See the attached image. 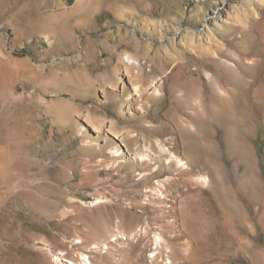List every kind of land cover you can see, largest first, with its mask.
<instances>
[{
  "label": "rangeland",
  "instance_id": "1",
  "mask_svg": "<svg viewBox=\"0 0 264 264\" xmlns=\"http://www.w3.org/2000/svg\"><path fill=\"white\" fill-rule=\"evenodd\" d=\"M263 193L264 0H0V264H264Z\"/></svg>",
  "mask_w": 264,
  "mask_h": 264
},
{
  "label": "bare ground",
  "instance_id": "2",
  "mask_svg": "<svg viewBox=\"0 0 264 264\" xmlns=\"http://www.w3.org/2000/svg\"><path fill=\"white\" fill-rule=\"evenodd\" d=\"M123 60H125L126 61V64H127V68H126V70H129L128 72H130L131 71V68H132V66H141V64H142V62H141V59L140 58H138V57H135V56H133L132 54L131 55H126V57L125 58H123ZM106 76L108 77V79H109V82L111 83V84H115L116 82L117 83H119V81H118V75H117V73H116V70H115V68H113L112 70H106ZM216 85V84H215ZM219 87V89L223 92V93H225L226 92V90H224L220 85L218 86ZM133 89H134V91H135V94L137 95V96H139L140 95V88H139V86L138 85H136V84H133ZM157 89V88H156ZM156 91V93L157 92H159V90L157 89V90H155ZM230 91V90H229ZM228 92V91H227ZM131 95V94H130ZM226 96V95H225ZM130 97V96H129ZM236 100V99H235ZM230 102H231V100H230ZM234 104V103H233ZM245 103H243L241 100H239L238 102L236 101V105L237 106H235V108L237 107H240V106H243ZM247 104H245V106H246ZM241 108V107H240ZM239 108V109H240ZM246 115V116H245ZM245 115H242V119L241 120H243L244 122H243V128H237V135H238V138H239V141H240V148H239V153H240V158L243 160V162L246 164V166H247V169L249 170V168H250V166H251V164H253L254 163V160H253V154H252V152L249 150V140H248V137H247V134H246V124H248V123H246V117H247V114L245 113ZM239 122L241 123V121L239 120ZM238 126V125H237ZM234 127H236V124H235V126ZM240 127H241V125H240ZM239 129V130H238ZM116 137H120L119 136V134H117L116 133ZM157 147H158V149H157V154L159 155V156H167V158H168V160H170L171 158H175L176 159V164L178 165V166H181V167H183V168H186V167H188L189 165H186V162H184L181 158H179V156L177 155V153L170 147V146H168V145H166V144H164V143H162L161 141H157ZM118 151H120L119 150V148H117L116 150H115V152L114 153H116V152H118ZM118 154V153H117ZM140 157V159L141 160H146V159H148L149 158V154L147 153V154H145V155H140L139 156ZM246 170V169H245ZM197 180H198V182L200 183V184H202V185H207L208 183H209V176H207V175H199L198 174V178H197ZM248 181V180H247ZM226 193V194H225ZM224 193V196L226 197V200L227 201H232V202H235V197H237L236 196V194H233V192H231V190H227L226 192ZM161 194L163 195V197H165V193L164 192H161ZM254 199H255V201L256 202H259L262 206H263V208H264V193L262 194V196H254ZM100 201V200H99ZM165 201H163V203H164ZM230 212H231V214L233 215V216H236V212L234 211V209L233 208H231L230 209ZM264 216V214L263 215H258L257 214V219H258V221H261L262 220V218H264L263 217ZM242 220L243 221H246V222H248V217L246 216V215H243V217H242ZM50 254V256L53 258V260H54V262L56 263V264H76L73 260H71V259H69V258H66V257H62V256H59L58 254H52V253H49ZM85 257V256H84ZM84 261H86V259L85 258H82ZM89 263H90V261L89 260H87Z\"/></svg>",
  "mask_w": 264,
  "mask_h": 264
}]
</instances>
